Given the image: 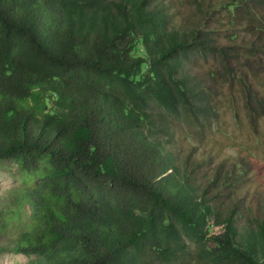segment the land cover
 <instances>
[{
	"label": "trees",
	"instance_id": "obj_1",
	"mask_svg": "<svg viewBox=\"0 0 264 264\" xmlns=\"http://www.w3.org/2000/svg\"><path fill=\"white\" fill-rule=\"evenodd\" d=\"M178 3L0 0V164L28 184L11 209L0 201V235L19 229L0 250L264 264V214L241 222L251 169L215 166L209 145L222 112L240 126L236 93L253 128L264 121V0Z\"/></svg>",
	"mask_w": 264,
	"mask_h": 264
},
{
	"label": "rangeland",
	"instance_id": "obj_2",
	"mask_svg": "<svg viewBox=\"0 0 264 264\" xmlns=\"http://www.w3.org/2000/svg\"><path fill=\"white\" fill-rule=\"evenodd\" d=\"M173 1L179 5L178 0ZM186 9L185 5L181 8L182 11H186ZM176 18L178 20L182 19V17ZM260 85H264V75L262 76ZM261 95H264V92ZM236 96L239 102L238 114L240 126H237L234 119L235 114L232 110L222 112L224 116L221 123L212 130V133L215 135H212L209 145L212 148L215 166L221 162L233 164L237 161H242L245 167L251 169L248 175V182L243 184L239 195L240 198L245 197V209L241 222L248 224L249 221H252L254 215L262 216L264 214V207L258 206L264 204V121H260L259 126L256 127L257 129L253 128L246 109L240 104L241 94L236 93ZM185 145L188 146L187 154H189L191 151H189L190 144L187 142ZM185 155L184 152L182 157ZM206 157L207 155L203 154L202 151L198 152V158L201 162ZM203 174H205L204 170L198 177L202 182V186L206 187L208 180L203 178ZM26 185L28 184L21 180V173L18 171L17 166H12V162L0 164L1 203L7 204V207L11 209L18 197V192ZM211 193L216 194L217 192L214 190ZM220 199L221 201L226 200L227 203H230V201H234L237 197H233L232 200L231 198L228 199L226 196H222ZM4 206V204L0 206V211ZM259 207L262 208L261 213H259ZM220 231V227L213 226L211 228V234H219ZM18 235L19 229L15 222H12L10 229L0 235V248L13 247ZM32 259L33 257L18 255L12 251L0 250V264H28Z\"/></svg>",
	"mask_w": 264,
	"mask_h": 264
}]
</instances>
